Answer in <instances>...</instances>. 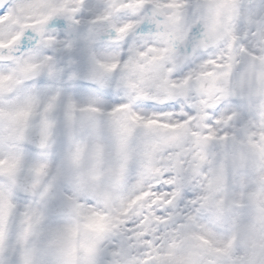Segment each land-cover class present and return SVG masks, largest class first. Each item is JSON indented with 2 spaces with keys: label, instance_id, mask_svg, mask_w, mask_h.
Returning a JSON list of instances; mask_svg holds the SVG:
<instances>
[{
  "label": "snow or ice",
  "instance_id": "6c2138e0",
  "mask_svg": "<svg viewBox=\"0 0 264 264\" xmlns=\"http://www.w3.org/2000/svg\"><path fill=\"white\" fill-rule=\"evenodd\" d=\"M0 264H264V0H0Z\"/></svg>",
  "mask_w": 264,
  "mask_h": 264
}]
</instances>
